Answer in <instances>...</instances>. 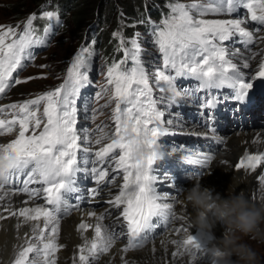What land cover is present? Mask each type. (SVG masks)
Here are the masks:
<instances>
[{
	"label": "snow or ice",
	"instance_id": "6c2138e0",
	"mask_svg": "<svg viewBox=\"0 0 264 264\" xmlns=\"http://www.w3.org/2000/svg\"><path fill=\"white\" fill-rule=\"evenodd\" d=\"M166 7L169 12L159 24L153 26L152 31L154 47L161 54L163 62V68H157L154 73L146 70L137 39H132L131 48H127L121 33H113L114 37H121L124 59L113 62L107 68V83L97 93V99L111 88V96L104 107L114 102L111 119L115 128L114 131H105V128H110L109 125L97 126L99 135L94 143L102 146L94 152V159L90 147L92 139L81 136L77 129V101L82 89L92 82L90 71L94 52L91 48L81 46L78 49L63 83L37 94L33 99L7 106L18 109V112L13 114L11 120L0 119V130H3L0 136L13 133L15 125L19 126V130L10 142L0 143V192L3 193L0 200L8 195L3 191L5 186L20 183L21 177L23 187L12 189V193H25L31 201L44 200L43 205L30 208L4 209L9 216L22 217L21 224L35 222L30 227L31 236L25 233L24 245L19 247L11 264H57L56 253L64 247L58 243L61 219L69 215L73 208L79 209L80 201L84 198L76 180L77 173L81 171L94 178L97 187L87 189L88 195L93 198L99 195L100 185L115 181V175L106 179L110 171L117 174L122 172L123 183L119 186L118 194L107 201L117 210L122 208L116 217L120 231L102 223L106 216L112 215L111 212L99 215L95 211L88 212L89 217H95V225L81 221L77 230L83 237V233L91 228L94 236L91 241L84 238V243L78 246L79 264H93L100 254L108 253L122 237L127 238L121 250L123 253L141 249L158 227L178 218L173 211V203L167 202L169 193H162L157 188L158 176L154 166L164 154L163 144L159 141L170 134L166 124L171 125L173 121L162 119L164 111L159 105L165 97H154V87H158L160 92L170 93L167 101L175 104L182 95L177 86L178 78H195L199 82L195 91L227 87L233 93L229 99L244 102L249 90L253 89V83L246 81L242 69L249 68L250 61L257 55L249 51L256 37L249 23L255 22L257 27H264V0H191L189 3L170 0ZM242 12L248 19L239 17ZM216 14H235L237 18H205ZM42 17L59 23L53 11H44ZM35 19V14H30L22 31L17 30L20 25H0V95L16 85L37 78H17L19 71L27 67L26 62L35 59L33 49L45 45L53 33L54 25L49 23L43 30L44 34L37 35L33 26ZM233 37L240 38L248 55L226 48L223 42ZM260 39L264 40V37ZM237 55L242 65L233 62ZM129 60L131 66H128ZM14 73L17 77H14ZM256 76L264 77V59L259 63ZM183 91L187 93L188 90ZM210 95L206 97V106L213 108L216 101ZM41 104L43 112L39 115ZM4 111L0 107V113ZM209 118L214 119L211 114ZM209 131H215L214 127L210 126ZM106 140L108 142L104 143ZM78 152L84 156L78 157ZM208 159L202 163L206 164ZM81 163L93 166L82 169ZM262 163L264 155L246 153L235 168L250 169L255 173ZM113 164L115 167H112ZM257 179L264 186V174L258 175ZM32 184L42 187L30 188ZM73 197L75 204L71 203ZM6 218L0 216V219ZM175 231L178 233L181 229ZM183 231L187 233L190 229L184 227ZM171 243L185 251L191 246L195 250L190 252L193 259L197 253L205 251V245L196 234H188L185 239L172 240ZM171 255L175 257L177 252ZM122 261L129 264L123 257Z\"/></svg>",
	"mask_w": 264,
	"mask_h": 264
},
{
	"label": "rangeland",
	"instance_id": "374dc122",
	"mask_svg": "<svg viewBox=\"0 0 264 264\" xmlns=\"http://www.w3.org/2000/svg\"><path fill=\"white\" fill-rule=\"evenodd\" d=\"M10 1L11 0H0V25H12V26L20 25V27L17 30L22 31L26 18H28L30 14H33L30 13L32 9V6H30L31 2L29 0L20 1L21 4L17 5V10L14 13H12L10 7L8 6V3H10ZM181 2L189 3L191 2V0H181ZM156 3L160 4L161 2L157 1ZM27 7H29V9H26ZM19 14H22V17H16ZM219 16H222V14H219ZM233 17L234 16H231V18ZM58 20H59L58 24L56 23V20L50 22L54 25L53 33L48 37L45 45L38 46L33 49V52L35 54V59L26 62L27 67H25L23 70H20L18 73V77L16 76L17 78L22 80L26 79L27 77H37L35 79L28 80V82L26 83L17 85L18 87L15 86L13 89V93H15L16 91L20 92L21 90L20 88L24 89L26 92L29 93L23 97H18L15 99L8 100L9 99L8 93L9 94L12 93V89H11L10 92L7 91L6 93L2 94V98L0 99V101L2 102L4 100H8L5 101V102H9L8 105L14 103L19 104V103H23L28 99L35 98V96L39 93L48 91L50 89H54L59 84L63 83L64 78L67 75V69L70 66V63L74 55L78 51V49L81 46L89 47L94 52V55L91 57L92 70L90 71V80L92 82L91 84H89L84 88L86 93L84 95H81L80 98L78 99L77 107L78 110H80L78 112V122H79L78 129L79 130L87 129L88 131H90L92 135L95 127L98 124L102 123L103 115H107L106 120H108L109 122V119H111L112 116V110L115 107L114 102L108 105L107 107H104V105L108 102L109 97L111 96L110 87H109V91L106 94L102 95V98L97 99V93H100L101 90L105 87V83H107V78H106L107 68L104 67L105 55L100 49H98L99 51L93 49L92 44H85V41L82 40L81 38V34L76 32V30L74 29L72 24V19H70L69 16L66 18L65 22L63 21V19H60L59 17ZM42 24L44 25L41 28L40 27L36 28L34 26L37 35L42 36L44 34L43 30L47 26V24L45 23ZM250 25L253 27V29L256 30H259L261 28L260 31L256 33V37L258 36L264 37V27H257L255 25V22L251 23ZM134 30L135 32H132L131 34H129V36H124L121 34V36L124 37L123 38L124 41H126L127 43V48H131L130 41L132 39L134 38L137 39V42L141 45L142 48V59L143 61L146 62V70L151 73H154L158 66L162 69L161 66L162 56L158 52L157 48L154 47L152 33L149 35L148 33L145 32V30L142 29H134ZM119 33H122V31H120ZM116 38L120 42V50H121V37H116ZM237 38L238 37H233L232 39L238 40ZM239 46H241L240 42H239ZM227 47L231 48L230 51L236 52L234 49L238 46L230 47V44H227ZM240 54L245 55L246 52L240 51ZM120 56L121 59H119L116 62H119L122 59H124L123 50H121ZM238 57L239 55H237L236 58ZM260 60L261 59H257L256 61L251 60L252 66L255 67V65ZM233 62L237 63L238 65L240 64L236 60H233ZM111 64L109 66H111ZM131 64L132 62L129 60L128 66H131ZM40 65H46V67L41 68ZM99 73H101L102 75H98ZM259 84L260 83H258L257 86H259ZM99 85H101V88H99ZM163 93L164 92L159 91L158 87H154V95L156 97L163 96L165 97V100H167V97L171 95L170 93H165V94ZM259 93H264V88H262L259 92H256L255 94L257 95L254 94L257 99L260 98L263 100L264 95L260 96ZM182 94L186 96L185 92L183 91ZM229 97L230 96H228V98H225V96H221V99H219L221 104H219L216 107L218 109V112L214 110L215 111L214 117L216 120L209 118V114H212L213 111L207 109V107L202 109L194 108L192 107L193 104H191L187 100L184 101L177 100L178 104L167 103L166 109L164 108L165 106L161 107L165 112L163 119H165V121L172 120L173 124L172 125L166 124V126L170 129V134L167 135L166 137H162V139L164 140L160 139L159 141L162 142L163 144L162 152L164 154L159 158V160L157 161V165L155 166L156 175L158 176L157 188L158 191L162 193L168 192L169 196H171L169 197V199L172 202H174L175 206L180 202L182 204L184 203L182 197L185 195V192H187L188 189L186 183H188V181H191L193 176L197 174L199 175L204 171L203 168L202 172H200L199 169L201 167L198 168L196 161L192 158L193 156L191 154H188L189 152L187 151V148L189 147L192 148L195 145L204 146L205 150L213 151L214 155L218 156L222 150V147L225 144L224 139L222 138L223 133L227 130L234 129L237 126V121L233 117H236L238 120H241L245 116L249 118L252 115H259L257 119H254L252 123L250 124L248 123V124L253 126L264 124V106H261L262 107L261 109V107L258 106L259 105L258 100H255L256 104L258 105H254L250 110H248L243 106H237L231 99H229ZM225 99L226 101H224ZM262 103H264V101ZM11 111L17 113L18 109H11ZM42 112H43V104L40 105V112L38 114L42 115ZM196 117L200 118L202 125L205 127L204 128L205 131L203 130L195 131L194 129L191 130L190 128L184 129L174 125L175 121L181 123L184 120L187 122L190 121L191 119L194 120ZM207 120L211 122V125L213 127L215 125H219V123L224 124V126L222 128L215 127V131H213L210 134L209 130L206 128ZM80 121H83V123H80ZM14 129L15 130L13 131V133L5 134V135L11 137L12 139L15 138L16 134L18 133L19 126L18 125L14 126ZM90 133L84 132L83 134H81V136H84V134H86L87 136H91ZM191 136L194 137L200 136V138H194ZM199 139H203L204 141L199 143ZM82 154L83 153L79 152L80 157H82ZM89 164L81 163L80 167L82 169L85 167L88 168ZM209 164L211 165V162H209ZM209 164L208 167L210 166ZM89 179H90V175L88 173H85L84 171L77 173V177H76L77 184L80 187L84 198L80 201V208L79 209L73 208L70 211V214L66 215L67 217L76 214L77 211L81 209L83 210L86 208H90L92 210H97L98 208L99 210L107 205L106 199L109 198L110 195L109 193L103 194L101 192L97 197H95L94 203L91 204L89 203L90 198L86 194V189H85V183L89 182ZM118 179L119 177L117 178V180ZM90 184L91 183H89V185ZM108 185L110 186L112 185V183L107 184L104 188H108ZM159 185H161V187ZM71 203L73 204L76 203L74 197L71 199ZM103 212H106V210H104ZM108 222L110 221L108 220ZM168 226H169V222L164 226L158 227L155 230V232H160L161 230L166 229ZM177 228H181V226ZM152 236L149 237L148 242L149 240H151L150 238ZM181 238L182 236H180L178 240L179 241L183 240ZM245 239L254 249L258 251L260 255V264H264V243H260L257 242L256 240H252L248 238ZM145 246L143 248H145ZM188 249L189 251L186 252L184 251L185 254L182 255V258L185 256L186 264H188L187 262L189 260H190V264H209L208 261H206L205 259L206 258L205 256L210 255V253L207 250L208 245H205V251L203 253H197L195 259H193V257L190 255V252L194 251V249L191 250L190 246H188ZM29 255L31 256L32 254ZM233 259H235V257H233ZM99 260H100V255L99 258L93 262V264H99ZM166 262H167V258L163 257L157 259V261H154L153 264H165ZM181 262L184 264L183 260Z\"/></svg>",
	"mask_w": 264,
	"mask_h": 264
},
{
	"label": "bare ground",
	"instance_id": "6f19581e",
	"mask_svg": "<svg viewBox=\"0 0 264 264\" xmlns=\"http://www.w3.org/2000/svg\"><path fill=\"white\" fill-rule=\"evenodd\" d=\"M231 16H234L233 18H237L235 14L229 15V14H222V16H219V14H216L214 16L209 15L205 18H214V19H230ZM240 17V16H239ZM240 18H245L241 16ZM256 32V31H255ZM257 33V32H256ZM262 36L255 37L254 43L249 46L250 52H255L257 55L252 59V61H256L257 59H264V52L262 50L264 49V41L260 39ZM238 39V38H237ZM116 46L114 49L116 51L115 57L121 55L120 50V42L115 40ZM227 49H231L227 47V44H230V47H236L234 50H240L241 52H244L243 49L244 46L241 44L239 46V41L230 39V41L223 42ZM125 47H127V44L125 42ZM102 51V50H101ZM103 52V51H102ZM232 52V51H231ZM260 53V54H259ZM104 54V53H103ZM249 53L246 52L245 55H248ZM233 60H236L239 62V65H242V60L238 58H233ZM261 61V60H260ZM260 61L257 63L259 65ZM255 67L252 66V62L250 61V70L252 73H256ZM157 68H160L159 66ZM242 71L245 73L246 69H242ZM260 83V79L255 80V84L253 86V92L250 94V96L254 98V105L256 104L255 100L259 101V107L264 106V99H257L255 95L256 92H258L259 87L261 88V84L257 86V84ZM17 86V85H16ZM18 87V86H17ZM257 87V88H254ZM12 93H13V88ZM11 89L8 91L10 92ZM20 92L16 91L15 93H8V100L15 99L18 97H23L27 95L29 92H26L24 89L20 88ZM229 89V88H227ZM218 91L212 96V99L216 101V104L213 108H208L207 106L202 105V108H206L213 111L211 114L212 117L215 115V111L218 112V109L216 108L219 104H221L220 100L221 96H225V98H228V96H231L233 93H231L230 90H224ZM252 90V89H251ZM165 94V93H163ZM255 94V95H254ZM261 96V93H259ZM160 97V96H159ZM7 98V97H6ZM0 101V104L8 101ZM179 101L187 100L190 103H193L189 98H185L184 95H181V97L178 99ZM193 100V99H192ZM237 106H243L246 108L248 105L247 102H236L235 100L231 99ZM226 101V99L224 100ZM250 101V99H248ZM168 103L167 100H164V102L159 106L160 108L165 106ZM202 103V102H201ZM218 103V104H217ZM175 104H178L177 102ZM194 104V103H193ZM253 105V106H254ZM252 106V107H253ZM258 107V109H259ZM199 108V109H202ZM247 109V108H246ZM262 109V107H261ZM260 109V111H261ZM163 111V109L161 108ZM215 110V111H214ZM250 110V109H248ZM216 112V113H217ZM165 115V112H164ZM107 115H103L102 123L98 124L97 126H104L108 125L109 122L106 120ZM164 117V116H163ZM162 117V119H163ZM259 115H252L251 117H244L241 120H238L236 117L235 120L237 121V126L234 129L227 130L223 133V139H224V146L222 147L221 152L219 155L215 156L213 151H207L205 150L204 146H197L189 147L187 148L188 154H191L193 159L196 161V164L199 167H201L199 170L202 172L203 168L204 171L200 173L199 175H195L192 177L191 181H188L187 188H191L195 183H199L202 186L214 188L215 192L220 193L221 195H227L228 190L231 186V189L235 192L243 191L244 194L254 203L257 204H264V186H261L257 176L260 174H264V163L258 166L255 173H253L250 169H236L235 164L239 162L240 158L244 157L245 154L249 155H264V124L263 125H249L252 123L254 119H257ZM215 119V117H214ZM165 121V119H163ZM216 120V119H215ZM208 121V120H207ZM206 121V128L209 130V127L211 125V122ZM228 122V120H227ZM80 123H83V121H80ZM249 123V124H248ZM79 124V122H77ZM173 124V123H172ZM171 124V125H172ZM214 124V123H213ZM175 126H179L181 128L187 129L190 128L191 130L194 129L195 131H205V127L202 125L200 118L196 117L194 120L191 119L190 121H182L174 123ZM97 126L93 130V134L86 129V130H79L80 135L85 133H90L91 136H87L84 134L85 137H90L93 141V143L90 145V147L93 149L92 152V158L94 159V152L101 147L102 145H96L94 143L95 139L99 135L97 132ZM224 124L219 123V125H215L216 128H222ZM211 127H213L211 125ZM226 127V126H225ZM105 131H109V128H105ZM213 131H209L211 134ZM194 137V136H191ZM11 137L7 135L0 136V143H7L10 142ZM194 138H200L194 137ZM14 139V138H13ZM164 140V139H161ZM204 141L203 139H199V143ZM108 141H104V143H107ZM84 154H82V157ZM78 157H80L78 152ZM206 158L208 159V162L202 163ZM211 162V165L209 164ZM208 164L210 165L208 167ZM157 165V163H156ZM155 165V166H156ZM93 165L89 164L88 168L91 169ZM154 166V167H155ZM104 167H108V165H104ZM112 167H115L114 164ZM166 168V167H165ZM164 168V169H165ZM195 172V171H194ZM90 175V174H89ZM115 175L116 179L112 185H108V188H104L107 184L105 183L99 186V193H109L110 197L106 199V201H109L114 198L115 195L119 192V186L123 183V174L121 173H112L110 171V179L111 176ZM119 179L117 180V178ZM190 177V178H191ZM23 177H21L22 179ZM89 183H91L89 188H95L97 187L94 178L92 175H90L89 182L85 183V189L86 194L88 195L87 186H89ZM158 184V183H157ZM19 183L13 182L10 185H6L4 192H7L8 195L5 197L4 200H0V216L7 217L6 219H0V264H11V261L13 260L16 252L19 250V247L24 245L25 242V233H28L29 236H31L30 227L32 223L35 222H29V224H21V221L23 220L22 217H16V216H9L8 212L4 211L5 208H9L10 210L14 211L19 208L23 207H34L37 205H43L44 201L43 199L31 201L28 200V196L25 193H18L13 194L12 189L18 188ZM158 186V185H157ZM161 187V185H159ZM178 187V186H177ZM103 188V189H102ZM179 188V187H178ZM187 189V190H188ZM186 193V192H185ZM0 194H3L0 192ZM89 196V195H88ZM97 197V196H96ZM169 197L167 196V202L173 203V211L176 213L177 219H172L169 221V226L161 230L160 232H154V236H152L148 243H146L145 248L138 249L135 251H129L128 253H123L121 250L127 243V238L122 237L120 240H118L114 246L109 250L108 253L100 254V260L99 264H123L122 257L124 260L129 261V264L131 262H135V264H153L154 261H157V259L166 257L167 262L165 264H183L181 261L185 262V256L182 258V255L185 254L184 249H178L176 245H173L171 243L172 240H178L180 236H182L181 239H185L188 234H195V230L190 226V218L193 215V209L189 204L184 202L183 204L180 202L176 206L174 202H172ZM174 197V196H173ZM184 197V196H183ZM182 197V199H183ZM89 201L92 200L93 203L95 202L93 197L89 196ZM104 199V198H103ZM172 199V198H171ZM105 200V199H104ZM25 201H28L27 203H24ZM106 210L108 212H111L112 215L106 216L104 221L102 222L104 225L111 227H115L117 231H120V225L116 223V217L119 215L120 210L115 209L112 205H109L107 203L104 208L97 210H92L90 208L81 209L78 210L76 214H73L72 216H64L61 219L60 223V236L58 243L63 244L64 247L60 249L56 253L57 258V264H79L78 255H79V247L84 243V238H87L89 241L94 236L93 229H88L86 232L83 233V237L81 235V232L78 231V225L81 223V221L95 225L96 219L95 217H89L88 212L95 211L97 215L104 213L103 211ZM182 217V219H180ZM122 219V218H121ZM108 220L110 222H108ZM122 223V222H121ZM20 225L19 227H17ZM42 226V222H41ZM181 226V231L176 233L175 229L177 227ZM188 227L190 229L189 232H184L183 228ZM176 235H175V233ZM214 234L216 237H220L222 233L225 231V228L223 225L217 223L213 229ZM179 241V240H178ZM189 250V249H188ZM192 250V249H191ZM185 251V252H184ZM173 252H177V255L173 257L171 254ZM190 264V260L187 262Z\"/></svg>",
	"mask_w": 264,
	"mask_h": 264
},
{
	"label": "clouds",
	"instance_id": "9594fccd",
	"mask_svg": "<svg viewBox=\"0 0 264 264\" xmlns=\"http://www.w3.org/2000/svg\"><path fill=\"white\" fill-rule=\"evenodd\" d=\"M183 201L193 209L190 226L208 245L209 264H260L258 251L245 238L264 243V204L254 203L231 186L227 195H221L199 183L187 190ZM217 223L225 228L220 237L213 231Z\"/></svg>",
	"mask_w": 264,
	"mask_h": 264
},
{
	"label": "trees",
	"instance_id": "16d2710c",
	"mask_svg": "<svg viewBox=\"0 0 264 264\" xmlns=\"http://www.w3.org/2000/svg\"><path fill=\"white\" fill-rule=\"evenodd\" d=\"M20 1L11 0L8 6L11 12L17 10ZM35 14L33 24L36 28L42 27L48 21L42 17L44 11H53L64 21L69 16L76 32L81 34L85 44H92L93 49H100L104 53V62L112 63L116 57L113 32L122 31L129 36L134 29L147 30L148 19L160 18L164 12L163 6L170 0H29ZM161 2L160 4L156 2ZM23 6V5H21ZM26 9H29L27 7ZM16 17H22V14ZM122 22H121V21ZM90 37V38H89ZM249 68H247L248 70ZM250 70V69H249Z\"/></svg>",
	"mask_w": 264,
	"mask_h": 264
}]
</instances>
